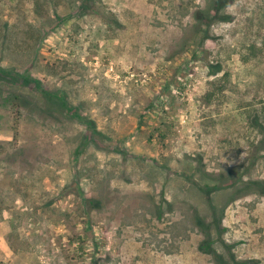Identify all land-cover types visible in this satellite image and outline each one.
Wrapping results in <instances>:
<instances>
[{
    "label": "rangeland",
    "instance_id": "obj_1",
    "mask_svg": "<svg viewBox=\"0 0 264 264\" xmlns=\"http://www.w3.org/2000/svg\"><path fill=\"white\" fill-rule=\"evenodd\" d=\"M213 1L0 0V264H264V0Z\"/></svg>",
    "mask_w": 264,
    "mask_h": 264
},
{
    "label": "trees",
    "instance_id": "obj_2",
    "mask_svg": "<svg viewBox=\"0 0 264 264\" xmlns=\"http://www.w3.org/2000/svg\"><path fill=\"white\" fill-rule=\"evenodd\" d=\"M231 1H233V0H214L213 1V4H214V6L216 7V9H218L219 8V3H223V6H227ZM262 130H264V128L261 126L260 127ZM261 184H264L263 182H252V185H259V186H262ZM263 194H264V192H262ZM197 224L199 225V226H202L203 224H202V221H200V220H198L197 219ZM208 242H210V240H209V236H208ZM208 242H206V243H208ZM209 244V243H208ZM208 253H210L213 257H214V261L216 262V264H226L224 261H223V259H222V257H220V255H218L216 252H215V250H209V252ZM254 264L253 262H250V261H246V262H243V263H241V264Z\"/></svg>",
    "mask_w": 264,
    "mask_h": 264
}]
</instances>
